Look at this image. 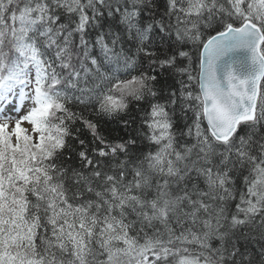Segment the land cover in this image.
Segmentation results:
<instances>
[{
  "label": "snow or ice",
  "instance_id": "snow-or-ice-1",
  "mask_svg": "<svg viewBox=\"0 0 264 264\" xmlns=\"http://www.w3.org/2000/svg\"><path fill=\"white\" fill-rule=\"evenodd\" d=\"M0 264H264V0H0Z\"/></svg>",
  "mask_w": 264,
  "mask_h": 264
}]
</instances>
